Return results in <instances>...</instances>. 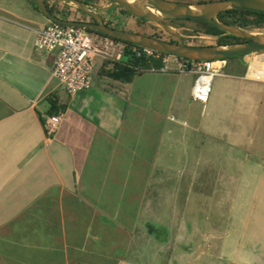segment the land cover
Returning a JSON list of instances; mask_svg holds the SVG:
<instances>
[{
    "label": "crops",
    "instance_id": "0c3cea01",
    "mask_svg": "<svg viewBox=\"0 0 264 264\" xmlns=\"http://www.w3.org/2000/svg\"><path fill=\"white\" fill-rule=\"evenodd\" d=\"M6 1L0 2V264H94L110 257L132 264L119 251L139 233L126 208L144 190L148 152L158 159L165 136L178 144L187 123L172 115L181 94L192 97L197 74L173 65L168 73L127 80L100 61L92 88L72 95L53 77L57 52L35 48L37 32L50 21L30 5ZM223 74L214 79L221 85L213 100L223 110V152L230 146L250 161L240 166L239 189L256 193L260 203L264 51L228 58ZM45 115L61 117L54 136L44 128ZM146 231L159 238L153 223Z\"/></svg>",
    "mask_w": 264,
    "mask_h": 264
},
{
    "label": "rangeland",
    "instance_id": "374dc122",
    "mask_svg": "<svg viewBox=\"0 0 264 264\" xmlns=\"http://www.w3.org/2000/svg\"><path fill=\"white\" fill-rule=\"evenodd\" d=\"M15 1L17 7L24 4L34 8L26 0ZM167 1L199 4L211 0ZM100 2L107 4L104 0L95 1L97 5ZM50 5L69 17L60 15L61 19L78 22L84 19L72 5ZM34 10L38 17L42 15ZM108 15L119 28L168 40L169 36L155 25L141 23L120 9ZM169 25L181 33L188 45L216 43L202 38L204 28L198 22L177 19L169 21ZM259 31L264 32V26L253 29L255 33ZM220 85L217 78L207 105L191 102L189 93L181 94L172 117L187 126L180 127L178 144H169L165 136V150L157 154L158 159H151L156 153L148 152L144 190L138 194L141 197L134 200L136 203L133 201L132 206L126 208V215L138 219L140 234L128 246L119 248L126 252V259L132 264H264V195L259 203L256 193L239 189L244 172L240 166L248 160L240 159L230 146V151L227 146L223 152L226 143L220 135L223 128L218 123H223V110L213 107ZM147 223H153L158 230V239L148 234ZM92 261L94 264L118 263L113 257Z\"/></svg>",
    "mask_w": 264,
    "mask_h": 264
},
{
    "label": "water",
    "instance_id": "95a60500",
    "mask_svg": "<svg viewBox=\"0 0 264 264\" xmlns=\"http://www.w3.org/2000/svg\"><path fill=\"white\" fill-rule=\"evenodd\" d=\"M35 4L39 11L50 21L65 26L81 27L102 32L111 38L141 48H149L163 54L176 55L195 61H218L235 56H245L264 51V32H253L228 25L219 19V15L228 11H250L264 15V0H218L199 4L174 3L166 0H108L111 7L120 6L133 16L158 26L165 33L174 37L178 43H170L161 39L120 31L105 25L103 19L93 10L105 12L108 8L85 5L79 0H28ZM47 1L72 5L74 9L94 17L97 24H88L72 20H64L53 15ZM190 19L208 23L223 32V38L230 36L244 40L228 45L191 46L184 42L181 33L166 23L169 20ZM203 39H214V35H204ZM150 233H153L149 228Z\"/></svg>",
    "mask_w": 264,
    "mask_h": 264
},
{
    "label": "built area",
    "instance_id": "2783aa9c",
    "mask_svg": "<svg viewBox=\"0 0 264 264\" xmlns=\"http://www.w3.org/2000/svg\"><path fill=\"white\" fill-rule=\"evenodd\" d=\"M35 48L40 52H57L53 77L72 95L89 91L98 62L110 60L120 62L128 53L131 57L145 61L150 72L168 73L175 65L179 72H194L197 79L192 89L195 102L207 103L211 97L214 79L223 76L226 60L195 61L176 55L163 54L149 48L130 47L128 43L111 37L90 33L85 28L65 26L50 22L49 26L37 32ZM158 62L161 66H153ZM138 71L141 70L138 68ZM48 136H54L61 117H43Z\"/></svg>",
    "mask_w": 264,
    "mask_h": 264
},
{
    "label": "trees",
    "instance_id": "16d2710c",
    "mask_svg": "<svg viewBox=\"0 0 264 264\" xmlns=\"http://www.w3.org/2000/svg\"><path fill=\"white\" fill-rule=\"evenodd\" d=\"M30 3L34 6V8L38 12H40L39 9L35 6V4H33L32 2H30ZM47 6L53 15L58 16V17H60V15H62V16H64V18H69L66 16V13L61 14L62 13V12H60L61 10L54 9L49 4H47ZM219 17L223 18L224 23H226L228 25L239 26L243 29H255V28H261L262 26H264V15L257 14L254 12H250V11H242V10L228 11V12H224V13L220 14ZM188 21H193V20L189 19ZM195 22H198L202 25V27L204 28L203 33L205 35L216 36V35L223 34L222 31H220L219 29L215 28L212 25H209L207 23L200 22V21H195ZM166 23L169 24V21ZM87 31L90 33L108 36L102 32L95 31L91 28L87 29ZM113 39L116 41H120V40L115 39V38H113ZM224 39H235L236 41H238V43L244 41V40L233 38L230 36H227ZM172 43H178V42L174 41ZM128 46L133 47L134 45L128 44ZM225 60H227V59H225ZM110 64L113 65V67H114V75L116 76V78H122L123 75H126L127 80H132V79H134V77L137 74H141L143 72H146L148 70V66H149L148 64H146L145 61L135 59V58L131 57L128 53L125 55V59L121 60L120 62H112L110 60L105 61L104 67H107ZM138 68L141 70L140 72L138 71Z\"/></svg>",
    "mask_w": 264,
    "mask_h": 264
},
{
    "label": "flooded vegetation",
    "instance_id": "af4514ba",
    "mask_svg": "<svg viewBox=\"0 0 264 264\" xmlns=\"http://www.w3.org/2000/svg\"><path fill=\"white\" fill-rule=\"evenodd\" d=\"M79 1H81V2H83V3H85V5H89V6H95V7H98V8H108V10L107 11H105V12H101V11H99V10H93L94 11V13H96L97 15H99L102 19H103V21H104V23H105V25L106 26H108V27H111V28H113V29H117V30H120V31H125V32H130V33H134V34H138V35H142V34H140V33H138V32H132V31H129V30H127V29H122V28H119L116 24H114V22H113V18H112V16L111 15H108V14H110V12L111 11H113L114 9H116V10H118V9H120L123 13L125 12V13H127L128 15H130L131 17H134V18H136V19H138L141 23H150V22H147V21H145V20H143V19H139V18H137V17H135V16H133L132 14H130L127 10H125L124 8H122V7H120V6H117V5H114V6H112L111 7V2L110 1H108V0H104V1H106L107 2V4H102L101 2V4H99V5H97L96 3H95V1L96 0H94V3H92V0H79ZM101 1V0H100ZM167 1V0H166ZM212 1H218V0H211V1H206V3L207 2H212ZM47 4H49L50 5V3H53V4H55V5H60V3H56V2H50V1H47L46 2ZM203 3V2H202ZM51 6V5H50ZM52 7V6H51ZM53 8V7H52ZM76 10V9H75ZM78 13H80V14H82V16L84 17V19L82 18L81 20H79V22H82V23H88V24H97V21H96V19L94 18V17H92V16H90L89 14H87V13H84V12H82V11H80V10H76ZM116 12V11H115ZM222 14V13H221ZM58 17V16H57ZM59 18H61V17H59ZM219 19H220V21H222L223 22V18H220L219 17ZM175 20H177V19H175ZM185 20H189V19H185ZM126 21H128V19H127V17H126ZM169 21H172V20H169ZM193 21H197V20H193ZM166 22H168V21H166ZM200 22H202V21H200ZM205 23V22H204ZM140 24V23H139ZM150 24H153V23H150ZM168 24V23H167ZM208 24V23H207ZM153 25H155V24H153ZM169 25V24H168ZM210 25V24H209ZM156 26V25H155ZM171 26V25H170ZM157 27V29L161 32V33H163V34H165V35H167V36H169L168 37V40H167V42H170V43H172V42H178L174 37H172L171 35H169V34H167V33H165L163 30H161L158 26H156ZM172 27V26H171ZM153 38H157V39H161L160 37H158V36H152ZM223 38V34H220V35H216V38H214L213 40L214 41H216V43L215 44H210V45H228V44H233V43H238V41H236L235 39H224ZM162 40V39H161ZM226 41V42H225ZM187 44V43H186ZM188 45V44H187ZM194 46H196V45H194ZM202 46H204V45H202ZM158 236H159V233L157 234Z\"/></svg>",
    "mask_w": 264,
    "mask_h": 264
}]
</instances>
